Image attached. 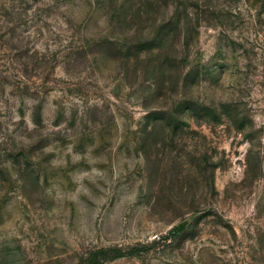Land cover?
<instances>
[{"label":"rangeland","instance_id":"rangeland-1","mask_svg":"<svg viewBox=\"0 0 264 264\" xmlns=\"http://www.w3.org/2000/svg\"><path fill=\"white\" fill-rule=\"evenodd\" d=\"M0 264H264V0H0Z\"/></svg>","mask_w":264,"mask_h":264},{"label":"trees","instance_id":"trees-1","mask_svg":"<svg viewBox=\"0 0 264 264\" xmlns=\"http://www.w3.org/2000/svg\"><path fill=\"white\" fill-rule=\"evenodd\" d=\"M116 254H118V253H116Z\"/></svg>","mask_w":264,"mask_h":264}]
</instances>
